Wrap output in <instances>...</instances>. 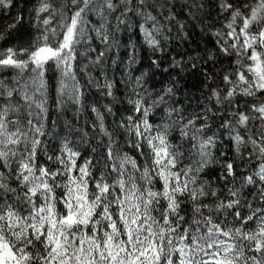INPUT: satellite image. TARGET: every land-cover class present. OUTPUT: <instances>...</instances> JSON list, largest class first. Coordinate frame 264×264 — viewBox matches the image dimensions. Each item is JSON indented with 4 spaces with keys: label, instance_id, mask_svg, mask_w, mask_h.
Returning a JSON list of instances; mask_svg holds the SVG:
<instances>
[{
    "label": "snow or ice",
    "instance_id": "obj_1",
    "mask_svg": "<svg viewBox=\"0 0 264 264\" xmlns=\"http://www.w3.org/2000/svg\"><path fill=\"white\" fill-rule=\"evenodd\" d=\"M179 7L0 0V264H264V0Z\"/></svg>",
    "mask_w": 264,
    "mask_h": 264
},
{
    "label": "trees",
    "instance_id": "obj_2",
    "mask_svg": "<svg viewBox=\"0 0 264 264\" xmlns=\"http://www.w3.org/2000/svg\"><path fill=\"white\" fill-rule=\"evenodd\" d=\"M177 11L180 13V18L185 19L187 17V9L181 10L179 7V0H177ZM6 17L2 12H0V26L3 25ZM196 22L192 21L191 24L194 25ZM190 38L187 41L184 42H173L168 50V54L164 57L163 60H161V67L159 69L156 68H150L151 65V59L155 58L153 57L151 50L148 49L146 46L142 45V36L138 34V30L133 31L131 35V39L137 43V48L140 55V63L136 66L134 70L135 75H139L140 70L144 71H150L151 73V79L148 81V85L155 89H160L161 85L165 84L170 76H175L176 72L172 70L169 66V59L171 56H177V53H183L185 51H191L197 46V43L200 41V38L202 36V33L200 32V29L198 27H191L190 25ZM174 34V33H173ZM123 39L125 42L129 39V34H125L123 36ZM121 62L118 63L112 71H114V79L116 80V87H117V95L119 97H123L126 93L125 85L120 83L121 80L126 78V74L128 69L126 68V50L121 49ZM159 54H157L158 56ZM180 57L177 56V59ZM164 69H168L167 72L164 71ZM187 88H191L192 92L195 96H199L200 93L195 88H192V84L194 83V80H192L189 77L185 78L184 81ZM91 99H100L95 93L92 94L90 97ZM124 106L123 105H116V108L118 111L122 110ZM69 116H71V113H69ZM110 119V118H109ZM84 117H81L80 123H83Z\"/></svg>",
    "mask_w": 264,
    "mask_h": 264
}]
</instances>
